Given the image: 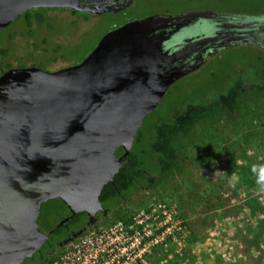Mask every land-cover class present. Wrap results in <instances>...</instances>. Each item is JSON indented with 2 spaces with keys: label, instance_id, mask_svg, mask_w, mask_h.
I'll list each match as a JSON object with an SVG mask.
<instances>
[{
  "label": "water",
  "instance_id": "95a60500",
  "mask_svg": "<svg viewBox=\"0 0 264 264\" xmlns=\"http://www.w3.org/2000/svg\"><path fill=\"white\" fill-rule=\"evenodd\" d=\"M111 0H0V32L31 9L102 14ZM205 15L148 17L105 34L79 63L49 72L11 68L0 76V264H24L50 236L86 213L132 150L145 118L170 87L199 68L162 45L171 23ZM255 36L227 38L231 41ZM68 246V241L64 242Z\"/></svg>",
  "mask_w": 264,
  "mask_h": 264
},
{
  "label": "rangeland",
  "instance_id": "374dc122",
  "mask_svg": "<svg viewBox=\"0 0 264 264\" xmlns=\"http://www.w3.org/2000/svg\"><path fill=\"white\" fill-rule=\"evenodd\" d=\"M185 3L171 8L187 7ZM211 4L221 10L233 6L230 0ZM159 5L168 6L141 3L131 14L143 16ZM44 16V23L31 27L33 38L25 14L0 32V73L7 65L56 71L75 64L121 22L120 17L79 15L68 9H53ZM256 62L247 47L223 50L193 77L173 84L146 117L132 153L156 161L157 148L162 167L160 174L151 175L154 187L123 216L131 218L152 203L166 201L176 206L187 225L183 249L173 244L156 247L148 264H264V61ZM206 91L218 98L209 105L214 107L211 113L189 118L194 99L199 107L206 106ZM239 102L245 110L234 120ZM176 164L180 169L172 175ZM163 175L165 180L158 181ZM203 188L210 194L199 197ZM118 221L122 220L90 231L109 229ZM198 251L202 259L197 258Z\"/></svg>",
  "mask_w": 264,
  "mask_h": 264
},
{
  "label": "flooded vegetation",
  "instance_id": "af4514ba",
  "mask_svg": "<svg viewBox=\"0 0 264 264\" xmlns=\"http://www.w3.org/2000/svg\"><path fill=\"white\" fill-rule=\"evenodd\" d=\"M155 2H161L167 4L168 6L162 7L163 5H159L157 10L151 11L150 13L144 14L143 16H132L131 10L134 7L140 5L141 3ZM184 2H187L185 3L187 4V7L178 8L180 7L178 6L176 7V9L171 8V6H173L174 4L182 5ZM200 2H202V4ZM230 2L233 3V6L231 8L221 10L214 7L211 4V0H111L108 6L125 7L121 10H118L117 12H105L102 14H93L90 12L77 13L92 16L106 15L120 17L121 22L110 28L106 32L108 33L127 23L142 20L148 17H174L195 12H204L205 15L203 16H197L189 19L183 18L180 21L174 22V24L171 23V27L166 30L168 39L165 40L162 45L164 51L172 54L180 47L181 41L194 39L193 41L196 42L204 39H209L202 45H192L185 51V55L183 56L182 61L187 64V66H191L196 63L199 64L198 69L183 77L187 78L203 69L207 65V63H209L215 56H217V54L221 53L223 50L241 47H253L264 52V8L260 4L261 2L264 3V0H230ZM242 35L255 37L251 39L231 41L226 46L220 47V44L223 43L227 38H236L237 36ZM75 64H71L65 67H69ZM25 67L37 68V66L30 65ZM53 71L55 70H51L49 72ZM141 182L142 184L138 186L134 191L123 195L120 202H118L115 208L107 209L103 206L104 210L99 211L96 214L93 223H90L89 217L86 214L87 219L85 222L78 223L69 231L68 236L57 240L55 243H53L50 250L44 252L43 254H39L38 258L34 260L37 261L38 259L40 260L42 258L58 255V253L62 251L63 248L67 247L64 246L65 241H68V246H71L73 243L77 242L85 235H87V230L89 228H98L100 225L109 224L117 220V218L122 214L127 213L130 209V206L134 204L138 199L141 200L142 198H144L143 196H146L149 190L155 185L152 176L148 174H145V178ZM68 229H70V227H68ZM64 252H62L57 258L62 256Z\"/></svg>",
  "mask_w": 264,
  "mask_h": 264
},
{
  "label": "built area",
  "instance_id": "2783aa9c",
  "mask_svg": "<svg viewBox=\"0 0 264 264\" xmlns=\"http://www.w3.org/2000/svg\"><path fill=\"white\" fill-rule=\"evenodd\" d=\"M186 235L187 225L176 206L155 202L126 222L88 232L48 264H148L156 247L173 244L181 251Z\"/></svg>",
  "mask_w": 264,
  "mask_h": 264
},
{
  "label": "trees",
  "instance_id": "16d2710c",
  "mask_svg": "<svg viewBox=\"0 0 264 264\" xmlns=\"http://www.w3.org/2000/svg\"><path fill=\"white\" fill-rule=\"evenodd\" d=\"M53 9H56V8H53ZM53 9H45V8L31 9V10H28L27 12L24 13L26 15V19H27L26 27L29 30V37L30 38H33L34 36H36L35 30L34 31L31 30V27L34 26L35 24L39 23V22L44 23V19H45L44 13L52 11ZM71 11L73 14H78L76 11H73V10H71ZM79 15H81V14H79ZM48 29H51V28L49 27ZM11 38H13V36ZM46 41H47V38H44L43 42L45 43ZM247 48L251 49V51L254 53V60L257 61L256 62L257 64H259V62L264 61V52H262L259 49L253 48V47H247ZM4 54H6V52H4ZM83 59H81L77 62H81ZM253 62H255V61H253ZM11 67L12 66L7 65L6 68L0 73V76L3 73H5L7 70L11 69ZM193 76H194V74L191 75L190 77H193ZM190 77L182 78L181 80H188ZM226 90H227V88L223 90V91H225V94H227L226 92L227 91L229 92L230 89H228L227 91ZM224 97H226V96L225 95L222 96V100H224ZM216 98H217V95H212V92H209V91L204 92L203 99L207 102L206 106L204 108L199 107L198 103L196 102V99H194V101H193L194 104L191 107H189V109H188V117L190 118V116L195 115V114L196 115H207V114L211 113V111H212L211 109H213L214 107L212 106L211 108H209V105L210 104L212 105V103H213L212 101ZM244 110H245V106H244L243 102H239L237 105V108H236V112L234 113L233 119L237 120L238 117L241 118V116H238V115L240 112L243 113ZM242 113H240V114H242ZM163 120H165V119H163ZM144 122H145V120H144ZM229 125H231V123ZM141 128L137 132L134 144L137 142H140L139 138H141V136H142L141 132H140ZM193 139H194V137H193ZM187 151H189V149L186 150V153H187ZM144 153L146 154V152H144ZM158 153H159V155H158ZM160 153H161L160 150L156 148L155 154L157 155V158H159V159H156V161H155L154 158L148 159L147 155L144 156V154L141 157L137 156V155L133 154L132 150H131L130 155L128 156L127 160L125 161L123 167L120 169L118 174L115 176L113 182H110L109 184H107L104 187L102 194L100 196V200L102 202V205L107 209L115 208L116 205L118 204V202H120L121 197L123 195H126L129 192L134 191L138 186H140L142 184L141 181L145 178V174H148V175H152L153 173L160 174L159 171L162 167V166H160L161 165ZM176 165L177 166L174 168L175 170H170L172 175L177 173L178 170L180 169L179 164H176ZM163 180H165L164 175L161 176V178H159L158 181L162 182ZM208 189L209 188H203V189L199 190L198 191L199 197L209 195L210 190H208ZM123 215L124 214L119 216L117 218V220H122V221L126 222L130 219L129 217H126V216H125L126 217L125 218ZM86 219H87L86 213L79 214L74 218V220L72 222H70L68 224L69 226L57 229L50 236L49 241L46 244H44L37 253H35L33 258H27L25 260L24 264H48L49 262H52L53 260H55V258H57L66 249H62V251H60L58 253V255H53L52 257H46V258H42L40 260L38 259L37 261H35L34 259H37L39 254H43L44 252H47L48 250L51 249V246L53 245V243L56 242V240H55L56 236H59L58 240H60L63 237L68 236L69 231L72 229L71 225L74 228V226H76L78 223L85 222ZM68 227H70V229H68ZM91 229L92 228H89L87 231H90ZM45 247L47 249L45 251H42Z\"/></svg>",
  "mask_w": 264,
  "mask_h": 264
},
{
  "label": "crops",
  "instance_id": "0c3cea01",
  "mask_svg": "<svg viewBox=\"0 0 264 264\" xmlns=\"http://www.w3.org/2000/svg\"><path fill=\"white\" fill-rule=\"evenodd\" d=\"M197 253H198V254H197V258H198V259H202V258H201V255H199L200 251H198ZM203 257H204V256H203Z\"/></svg>",
  "mask_w": 264,
  "mask_h": 264
}]
</instances>
